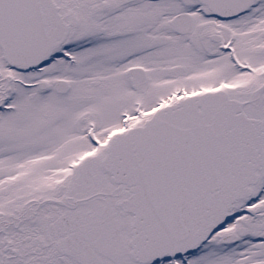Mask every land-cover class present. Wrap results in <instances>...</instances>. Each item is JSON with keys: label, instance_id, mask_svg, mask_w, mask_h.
I'll list each match as a JSON object with an SVG mask.
<instances>
[{"label": "snow or ice", "instance_id": "obj_1", "mask_svg": "<svg viewBox=\"0 0 264 264\" xmlns=\"http://www.w3.org/2000/svg\"><path fill=\"white\" fill-rule=\"evenodd\" d=\"M0 264H264V0H0Z\"/></svg>", "mask_w": 264, "mask_h": 264}]
</instances>
